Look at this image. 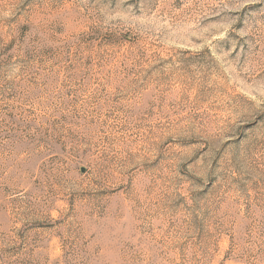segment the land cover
<instances>
[{"label": "rangeland", "instance_id": "1", "mask_svg": "<svg viewBox=\"0 0 264 264\" xmlns=\"http://www.w3.org/2000/svg\"><path fill=\"white\" fill-rule=\"evenodd\" d=\"M0 264H264V0H0Z\"/></svg>", "mask_w": 264, "mask_h": 264}]
</instances>
